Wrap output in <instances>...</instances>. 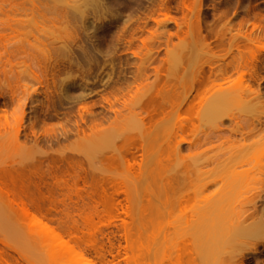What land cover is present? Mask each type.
<instances>
[{"label": "rangeland", "instance_id": "374dc122", "mask_svg": "<svg viewBox=\"0 0 264 264\" xmlns=\"http://www.w3.org/2000/svg\"><path fill=\"white\" fill-rule=\"evenodd\" d=\"M182 1L129 0L121 8L124 13L119 20L99 17L98 12L96 17L90 16L84 30L75 22L67 26L62 14L49 6L31 12L29 0H0V120L7 116L9 123L7 131L0 133V250L13 255L18 264H168L175 246L196 248V230L206 215L198 201L205 194L220 191L210 212L226 219L237 215L242 203L257 202L253 184L242 195L239 190L227 195L229 190L224 188L227 171L234 164L245 161V168L264 171V158L258 159V154H264V139L260 147L245 153L232 146L239 131L259 117L264 121V51L257 54V80L249 73L239 80L247 70L233 64L239 56L254 54L256 45L264 46V0H186L192 10H202L200 35L192 31L195 17ZM17 3L23 5L16 7ZM164 6L182 24L179 37L173 36L168 47L167 34H161L162 26L154 22L162 20ZM111 7L118 9V2ZM139 27L144 31H137L129 44L131 31ZM165 30L174 35L177 27L170 22ZM153 31L161 35L142 49L141 40ZM245 37L254 40L250 50L243 49ZM142 62L147 89L153 86L156 68L159 85H170L178 96L184 95L195 75L200 70L208 75V66H212L213 76L225 73L230 77L239 97L222 110L220 118L191 115L183 136L198 146L188 150L183 144L174 153L168 147L176 113L169 114L158 129H147L136 120L139 97L130 94L136 90L134 78ZM107 75L110 81H106ZM248 86L257 93L249 95ZM45 91L55 108L44 99ZM64 91L72 98L85 97L61 104L57 100ZM108 101L114 104L110 106ZM84 104L92 115L82 113ZM22 109L24 125L17 132L15 118ZM90 125L97 128L91 131ZM104 134H110L111 143L99 141ZM138 136H149L152 143L133 177L124 155L126 139ZM216 136L222 140L217 141ZM208 138L212 143H207ZM62 152L70 161H54ZM140 154L136 153L138 160ZM20 170L24 177L33 175L29 182L26 177L10 175ZM82 170L110 179L112 183L103 184L106 195L99 183L92 188L94 182L82 178ZM58 181H64L61 188ZM113 184L126 187L128 203L123 194L106 199ZM9 192L26 202L29 196H49L44 207L50 205L51 209L43 212L42 219L64 234V243L42 234L41 227L18 210ZM188 194L197 199L179 208V198ZM119 201L128 206V216L122 214ZM76 238L80 240L76 242ZM84 240L91 243L86 246ZM234 253L226 249L214 264H230Z\"/></svg>", "mask_w": 264, "mask_h": 264}, {"label": "bare ground", "instance_id": "6f19581e", "mask_svg": "<svg viewBox=\"0 0 264 264\" xmlns=\"http://www.w3.org/2000/svg\"><path fill=\"white\" fill-rule=\"evenodd\" d=\"M128 1L129 0H29V3L31 6V12H37L38 10L44 9L45 7L49 6V10H54L62 14V17L67 23V26L69 25L68 22H70V24L72 22H75L74 24L79 23L82 27L81 29L86 30L88 28L87 25L89 24L90 16L94 18L99 14L98 12H100L99 17L110 16L113 21L119 20L122 17V13H124L123 9L121 8H124L123 5ZM116 2H118V9H113L111 5ZM22 5L23 4L21 3H17L15 6L17 7ZM182 5L189 14H191L192 16L194 15L195 17V23L193 25L192 31L197 35L202 34L203 26L201 22V8L199 7L196 11L192 10L186 0L182 1ZM162 16V20H153L157 26H162L163 29L161 30V34H167L168 37L166 41V47H168V44L173 36L179 37L178 33L181 31L182 24L177 23L175 19L170 17L168 6H164V13ZM128 18L129 16L127 17V20L122 23V30L126 29ZM170 22L175 23V26L177 27V32L174 35L165 30L166 25ZM137 31L143 32L144 27H139L131 31V39L129 44H131V40H133L134 35L138 33ZM161 34H156L155 31L150 32V37L141 40L142 49H147L148 44L158 39L159 35ZM245 38L247 40V44L243 49L250 50L248 46L254 45V40L249 39V37ZM159 48H161V46H159L157 49ZM255 48L257 50L254 52V54L252 53L249 58H243L239 56V58L233 60V64L236 68L247 70V72H242L240 74L239 80H243L248 73L250 77L257 80L258 73L257 69L255 68L256 61H258L257 54L260 51H264V46L256 45ZM236 49L239 52H241L242 50L239 46ZM132 54L134 56L139 55L136 52H133ZM208 67L210 69L209 74L205 75L203 70H200L192 80L191 88L189 89L188 93L179 96L172 86H161L158 84L160 80V72L156 68H154L155 79L153 82V86L149 87L148 89L145 88V85L143 84V82L147 80V75H145L144 73L146 69L145 64L143 65L142 62L141 66L137 69L138 73L134 78L136 90L135 92H132V94H130L131 97H139L138 105L140 113L136 116V120L138 124H141V126L147 129H158L161 125V122L166 117H168L169 114L176 113L177 122L173 124V127L171 129L173 132V139L171 141L172 143L169 144L168 147V149L170 151H173L174 153H178L181 150V146L183 144L188 145V150L194 149L198 146V144H195L192 139H186L183 136L190 123L191 115H199L204 119L216 118L228 104L239 97L238 91L234 89L233 84H231L230 77L227 74L222 73L219 77H217L216 75L213 76L211 72L212 66ZM111 69H113L112 66ZM110 80L111 76L107 75L106 81ZM193 91H195L194 95L191 94ZM128 93H130V90L128 91ZM247 93L251 95L252 93H257V91L254 92L252 87L248 86ZM43 95L47 103H51V107L55 108V103L53 104V101L49 99V94L45 91ZM84 97L85 96L81 94L76 98H72L69 95L68 91H64L62 93V97L57 101L62 104L63 101H67L70 103L71 101L76 99L78 102V100H81ZM117 101L118 100H116V102ZM108 103L110 106L114 104V102L110 101H108ZM42 105H44V103H42ZM49 105L50 104H48V107L50 108ZM82 109V113L83 111H85L87 114H91L92 110H90L89 107L85 106V104L83 105ZM44 112L48 111L46 110ZM83 116L84 115L80 116L81 122L86 124L87 120L84 119ZM220 117L221 116H219V118ZM85 118H87V115ZM24 120L25 111L22 109L19 117L15 118L17 132H19L20 129L23 128ZM8 124L9 123L7 116L4 121L0 120V125L3 128L1 129L0 133L2 132V130L7 131L6 129L8 127ZM78 127L80 128V126ZM88 128L92 131L97 127L90 125L88 126ZM79 131H82L84 135H86L85 130L80 129ZM178 132L180 134H178ZM67 134L68 133L65 130V137H67ZM109 135L104 134V137L100 136L99 141H101V143H111L112 138L109 139ZM238 135L239 139L236 142H233L232 146L237 145V148H239L241 153L249 152L252 147H260L262 140L264 139L263 119L259 117L256 121L251 123L248 128L239 131ZM253 138H255V141L250 145H247V142L251 139L253 140ZM216 140L221 141L222 136H216ZM151 143L152 142H150L149 136H138V138L129 137L126 139L124 160L126 163L127 171L130 172L132 176L136 173L137 168L140 167V163L143 161L144 155L148 152ZM207 143H212V140L208 138ZM138 151H141L139 160L137 159L136 155ZM161 152L162 151L160 150L158 153L159 157L163 155L161 154ZM262 158H264V154H258V159L260 160ZM70 159L71 157L66 156L62 152L58 154L54 161L63 163L70 161ZM158 163H160V161H158ZM246 165L248 164L245 163V161H242L238 163L237 166L234 164L228 169L226 179L227 185L224 190H229L226 193L227 195L232 194L231 196H233L236 190H239V193L241 191L242 195L244 193H247L249 185L253 184L256 186V188H253L252 190L256 192L254 200H257V202L253 201L251 203H242V205L238 207V214L226 219L225 217L220 216V214L212 216V214H214V211L210 212L211 206L215 205V203H217L218 197H220V191H218V193L205 194L198 201V203L203 204L206 215L202 220L201 226L198 228L199 230H196V248H190L186 244L175 246L170 258L168 259V264H196V262H200L202 264H214L218 256L228 248L235 252L234 256L231 258L230 264H264V171H252L248 168H245ZM21 171L22 170L15 171L10 175H15L14 177H24ZM81 172L83 173L82 178L88 177L94 182L92 188H96L97 183H99L103 194L106 195V189L103 184L105 182L112 183L110 182L109 178L105 176H96L91 171L86 173L82 170ZM64 173H66V171H63L62 174ZM62 174L61 176L65 175ZM25 177L24 178L29 182L30 178L33 177V175ZM80 177L81 174L77 176L78 179ZM60 182L62 183L64 181ZM61 183H59L58 188L62 187ZM37 190L39 191V188H37ZM111 190L112 193L109 196H106L108 197L106 199H113L115 196L123 194L124 201L128 203V192L126 187L119 184H113L111 186ZM73 191L75 192V195H77V189ZM242 191L244 193H242ZM48 193L50 194V192ZM8 194L12 198V201L17 205L18 210L21 211L25 216H27L30 219L31 223L41 227L42 234H48L54 239V241L64 243V234L56 232L55 229L44 223L42 219L43 212H48L51 209L50 205L48 206V208L44 207V202L49 199V196L46 197L45 195L41 194L39 199H35L32 196H29V200L26 202L18 197V195L14 192H9ZM194 199H197V196H192L190 194L184 195L179 198L177 202L178 207L183 208L186 204H188L190 201H193ZM117 205L122 210V214L128 216V206L122 205L120 201ZM68 235H72V233H69ZM75 240L76 242H78L80 238H76ZM84 243L87 246L91 242L89 240H84ZM78 256L80 258H83L82 253H78ZM0 264H18V261L16 258H14L13 255L0 250Z\"/></svg>", "mask_w": 264, "mask_h": 264}]
</instances>
